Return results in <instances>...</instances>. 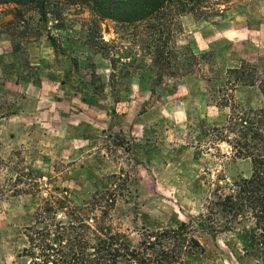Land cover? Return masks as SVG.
<instances>
[{"label":"rangeland","instance_id":"obj_1","mask_svg":"<svg viewBox=\"0 0 264 264\" xmlns=\"http://www.w3.org/2000/svg\"><path fill=\"white\" fill-rule=\"evenodd\" d=\"M207 6L154 41L85 6L52 7L39 21L36 10L0 5V264H28L26 228L68 222L73 210L130 248L147 232L191 227L202 251L176 264H260L244 257L247 229L214 234L199 218L216 184L251 175L221 141L229 110L203 79L241 64L264 71V0ZM159 47L176 54L177 74L150 71ZM191 55L200 64L188 74ZM230 93L259 103L250 90Z\"/></svg>","mask_w":264,"mask_h":264},{"label":"trees","instance_id":"obj_2","mask_svg":"<svg viewBox=\"0 0 264 264\" xmlns=\"http://www.w3.org/2000/svg\"><path fill=\"white\" fill-rule=\"evenodd\" d=\"M210 1L215 0H0V5H13L16 16H21L23 9L36 10L39 21L51 14L52 7L85 6L98 19L137 25L149 32L154 41H160L163 35H170L177 29L178 17L201 13ZM156 52L150 71L156 70L161 75L177 74L176 54L173 51L164 53L160 47ZM199 64L198 58L189 56L184 64L185 73H193ZM203 80L209 85V99L215 107L229 110L226 125L219 131L221 141L232 147L235 158L249 160L251 175L216 184L205 207L206 213L199 218L200 224L202 229L214 234L247 229L249 243L244 257L264 264V71L241 64L238 69H229L222 75L206 73ZM157 84L160 83H154ZM240 88L255 92L259 97L258 105L237 101L230 92ZM74 213H68V222L55 221L47 227L35 223L26 228L27 248L23 256L29 259L28 264H125L129 261L137 264V260L140 264H176L186 250L191 255L202 251L190 234L191 227L183 223L156 235L147 232L150 241L142 240L138 248H130L123 234L94 223L90 225L88 220H80ZM50 239L54 240L53 248L49 245ZM164 243L172 249L166 248ZM58 245L60 247L55 248ZM156 247L160 250L157 256L147 253ZM145 254L152 259L142 257Z\"/></svg>","mask_w":264,"mask_h":264}]
</instances>
